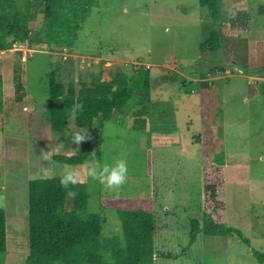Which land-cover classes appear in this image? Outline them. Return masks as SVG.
<instances>
[{
  "label": "rangeland",
  "instance_id": "374dc122",
  "mask_svg": "<svg viewBox=\"0 0 264 264\" xmlns=\"http://www.w3.org/2000/svg\"><path fill=\"white\" fill-rule=\"evenodd\" d=\"M250 1L264 4V0ZM34 14L36 30H40L44 15L38 8H34ZM210 20L208 9L199 0H97L72 50L127 60L108 65L105 79L118 73L132 77L151 70L156 80L168 74L173 80L153 86V102L150 89L152 103L139 96L127 103L123 111H117L111 120H96L92 134L87 128L77 127L74 117L69 119L66 129L50 128L45 118L49 104L48 81L53 77L66 85L71 80L90 83L100 71L104 78L105 60L78 58L67 47L59 46L60 50L52 45L50 48L34 37L0 51V74L4 83L0 111V208L5 209L7 218V251L0 256V264H25L29 254L28 181L39 177L62 178L69 171L76 174V181L87 183L89 211L105 219L103 234L107 237L122 236L123 230L117 212L100 205L101 197H134L141 193L152 196L155 264H257L252 249L264 252V97H259L261 110L251 111L250 122L246 114L253 104L247 105L244 100L245 79H235L242 82L240 89L244 90L240 91L241 97L236 92L231 95L224 116L230 118V125L223 129L224 118L215 107L221 98L215 96V108H207V118L217 128L218 139L215 145L205 149L200 141L193 144L200 140L206 127L200 119L199 108L188 103L187 110L179 108L177 135L174 132L164 136L162 132L168 128L163 130L164 125L156 123L151 147L147 130L128 127L133 121L131 113L147 105L152 115L162 112L160 122L170 117L166 120L169 128L177 125L168 109L173 111V106L184 97L194 98L191 84L189 93L184 92L186 83L178 80V72L162 73L160 67L149 69L148 64H163L178 56V71H182L186 62L193 65L202 55L203 39H208L212 30L213 20L209 25ZM64 52L69 53L65 61L62 60ZM205 53L211 55L208 50ZM194 67L198 69V65ZM233 73L238 75L234 70ZM19 84L22 89H18ZM233 114L235 119L231 118ZM151 119L155 122L156 118ZM185 121L191 122L190 130H193L186 138ZM74 131L87 134L79 144L71 140ZM99 149L101 158L97 160L94 154ZM74 153L86 157V161L70 166L54 158ZM204 154L224 162L226 223L239 229L250 240V246L237 235L223 237L200 232L192 240L191 221L198 219L202 223ZM119 158H124L128 167L127 177L119 186L107 187L88 174L92 160L114 163ZM167 254L173 257H164Z\"/></svg>",
  "mask_w": 264,
  "mask_h": 264
},
{
  "label": "trees",
  "instance_id": "16d2710c",
  "mask_svg": "<svg viewBox=\"0 0 264 264\" xmlns=\"http://www.w3.org/2000/svg\"><path fill=\"white\" fill-rule=\"evenodd\" d=\"M96 2L0 0V51L11 48L15 42L25 43L30 37L48 47L57 45L70 50ZM199 3L208 9L213 20L212 30L201 49L215 52L221 45L216 25L223 16V1L199 0ZM34 8L44 15L40 30H36ZM60 47L58 49L61 50ZM225 70L219 68L213 70V74L223 76ZM206 75L208 73L204 72L202 77ZM151 84L150 74L144 71L132 77L118 73L110 80H103L100 71L90 83L71 80L67 85L51 77L48 81L49 104L45 118L53 131H61L74 117L77 127L87 128L92 134L96 120H111L117 111H123L122 108L134 98L143 96L150 103ZM3 88V76L0 74V111L3 109ZM18 89H22L20 84ZM206 106L207 98L202 96L201 118L206 129L201 133L200 140L196 141H200L203 149L210 144L215 145L218 139L217 128L208 122ZM148 114V105L133 111L130 116L133 121L128 123V127L144 131ZM153 138L152 132H148L149 147ZM94 157L100 160V149ZM54 158L70 166L86 161V157L75 153L55 155ZM202 164V223L198 219L191 221L192 240L200 232L223 237L237 235L250 246V240L239 229L226 223L227 182L224 162L216 161L213 155L204 154ZM99 202L103 208L117 212L122 236L107 237L103 234L105 219L101 214L89 211L86 182H62L59 176L30 179L29 254L25 264H155L157 252L152 196L141 193L134 197H101ZM6 221V211L0 208V256L7 251ZM252 254L257 264H264V252L253 248ZM164 257L173 256L167 254Z\"/></svg>",
  "mask_w": 264,
  "mask_h": 264
},
{
  "label": "crops",
  "instance_id": "0c3cea01",
  "mask_svg": "<svg viewBox=\"0 0 264 264\" xmlns=\"http://www.w3.org/2000/svg\"><path fill=\"white\" fill-rule=\"evenodd\" d=\"M223 1V16L221 19V22L217 23L216 29L220 33V39H221V45L219 50L212 53V51H209L211 55H208L205 53V51L202 52V55L199 59H197L193 65L186 62L184 66L182 67V71H178L179 68V61L177 60L178 56H175V59H172V61H167L163 64H156L152 65L151 63L148 64L149 69L152 66H158L162 69V73L169 72V71H176L179 73L180 76H178L180 79L186 83L185 86H187L184 90V92H188V86L191 84L190 92L194 93L193 99L186 100L187 98L184 97L182 101H179L180 103L173 106V111L168 109V114L171 111L174 114L175 121L177 122V125H174L169 128L170 124L168 125L169 118L166 120L163 119V122L161 121L162 112L161 114H155L152 115L149 111V114L147 116V125L146 129L148 132H152L153 137L155 138V135L153 134V128L155 129V124H163L164 129L166 127L168 128L167 131L162 132V134L165 136L168 133L176 132V130L180 129V125L178 123V118H180L179 114V108L182 107V109L187 110L186 104H191L194 107L199 108V115L201 119V97L206 96L208 100V104L206 106V110L209 107V109H214L216 107L217 111L221 113V116H225L226 118V111L227 108H229L228 103L231 100V95L236 92L240 95V91L244 90L240 89V84L242 83L240 80L235 79H245V94L243 95L245 97V103L247 105H251L247 109L246 119H248L250 122H252L250 119L253 117L250 115L251 111H254L257 113V111L261 110L258 104H260V98L264 97V4H261V2H257L253 4L250 0H222ZM212 23V19L209 22V25ZM210 33V32H209ZM205 40V39H203ZM52 46V45H51ZM50 46V48H51ZM53 47H56V45H53ZM59 48V46H58ZM57 48V49H58ZM72 49V48H71ZM70 49V50H71ZM72 53L79 57H85V58H98L100 61L105 60L106 62L103 65L104 71V78L106 76L105 68L108 67V65H112V62L117 61H127L125 59H118V58H110L109 56H100L96 57L93 54H88L86 52H74L71 50ZM204 53V54H203ZM206 54L205 58L204 55ZM206 59V61H205ZM129 61V60H128ZM163 61V60H162ZM135 62V61H131ZM194 65H198V69H193ZM186 68H192L190 72H186ZM195 68V67H194ZM226 69L230 68L232 71H236L238 75L236 76L230 75V80H228V77L223 78L225 75H216L213 74V70L216 69ZM149 74L152 79V88H151V100L153 102L154 99V89L153 86L157 87L160 85L161 81H171L173 80L169 74L164 76L162 80H156L155 74L150 72ZM204 72H207L208 75L205 77H202V74ZM109 76V75H107ZM175 77V76H173ZM111 79V78H110ZM105 79V80H110ZM155 87V88H156ZM153 89V90H152ZM189 93V92H188ZM215 96H218L221 98L215 107H213L215 104H213V98ZM227 96V97H226ZM260 97V98H259ZM151 102V103H152ZM210 109V110H211ZM151 110V109H149ZM235 111V109H234ZM225 112V113H223ZM152 117H154V120L152 121ZM163 118V117H162ZM222 121L223 129H226L227 126H229V119H225ZM231 118L235 119V115L233 114ZM158 119V122H157ZM190 123L191 122H184V125L187 126L184 131V138L186 136H189L190 133L193 130H190ZM167 124V125H166ZM198 128V127H197ZM200 131V130H199ZM177 135V132L175 133ZM180 138L182 139V136L180 134ZM157 141V140H154ZM193 144H198L197 141H194ZM184 151L187 152L186 149ZM7 219V218H6ZM7 224V221H6Z\"/></svg>",
  "mask_w": 264,
  "mask_h": 264
},
{
  "label": "clouds",
  "instance_id": "9594fccd",
  "mask_svg": "<svg viewBox=\"0 0 264 264\" xmlns=\"http://www.w3.org/2000/svg\"><path fill=\"white\" fill-rule=\"evenodd\" d=\"M87 134L81 131H74L71 134V140L79 144ZM128 173L127 163L124 158L115 160L114 163H100L96 160L90 162L88 174L93 179H98L107 187L119 186L122 184ZM76 174L69 171L62 176V182H76Z\"/></svg>",
  "mask_w": 264,
  "mask_h": 264
},
{
  "label": "built area",
  "instance_id": "2783aa9c",
  "mask_svg": "<svg viewBox=\"0 0 264 264\" xmlns=\"http://www.w3.org/2000/svg\"><path fill=\"white\" fill-rule=\"evenodd\" d=\"M14 46H16V44H14ZM27 46H28V44H27ZM69 49V48H68ZM63 51H66L65 49L63 50ZM69 53H66V52H64L63 54H62V60L63 61H65V60H67L68 58H69V55H68ZM232 73H233V71L230 69V68H226V70L224 71V74L223 75H225V76H230V75H232Z\"/></svg>",
  "mask_w": 264,
  "mask_h": 264
}]
</instances>
